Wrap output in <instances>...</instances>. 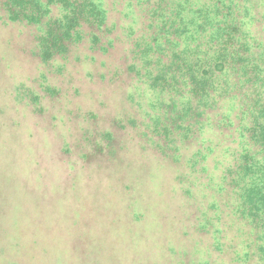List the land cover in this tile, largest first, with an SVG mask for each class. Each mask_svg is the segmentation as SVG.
Masks as SVG:
<instances>
[{
  "label": "rangeland",
  "instance_id": "1",
  "mask_svg": "<svg viewBox=\"0 0 264 264\" xmlns=\"http://www.w3.org/2000/svg\"><path fill=\"white\" fill-rule=\"evenodd\" d=\"M96 1L106 24L48 60L45 26L0 3V264H232L198 231L213 202L200 176L183 179L201 148L175 135L185 98L152 84L166 30L134 0Z\"/></svg>",
  "mask_w": 264,
  "mask_h": 264
},
{
  "label": "trees",
  "instance_id": "2",
  "mask_svg": "<svg viewBox=\"0 0 264 264\" xmlns=\"http://www.w3.org/2000/svg\"><path fill=\"white\" fill-rule=\"evenodd\" d=\"M134 1L151 29L166 30L169 56L157 62L164 66L152 84L185 98L178 119L186 125L181 121L175 135L185 146L201 142L183 176H200L201 193L213 199L198 231L214 234L215 252L232 264H264V0ZM0 3L11 22L45 26V60L66 53L84 27L100 28L109 18L96 0ZM216 111L218 119L211 115ZM209 114L218 131L203 136ZM171 151L173 158L178 151Z\"/></svg>",
  "mask_w": 264,
  "mask_h": 264
}]
</instances>
